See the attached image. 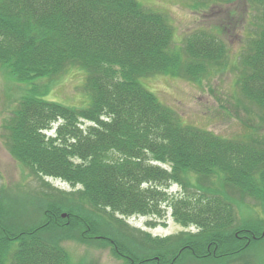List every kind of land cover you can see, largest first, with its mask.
I'll list each match as a JSON object with an SVG mask.
<instances>
[{"label":"trees","instance_id":"16d2710c","mask_svg":"<svg viewBox=\"0 0 264 264\" xmlns=\"http://www.w3.org/2000/svg\"><path fill=\"white\" fill-rule=\"evenodd\" d=\"M208 1L222 5L236 0ZM247 3L259 7L260 25L240 57L236 86L264 114V0ZM228 54L223 25L198 28L173 46L167 18L137 0H0V68L26 86L5 127L8 152L40 180L79 186L82 200L111 216L159 214L169 202L174 219L197 230L194 241L184 235L181 249L212 264H229L230 257L255 240L235 226L232 202L193 195L187 203L166 187L184 188L187 170L216 173L243 195L264 201V148L256 146L261 140L226 139L185 125L142 86L143 78L156 74L199 82ZM74 68L86 75L83 108L48 100V87L36 86ZM2 194L0 264H72L59 240L44 241L36 234L68 222L61 216L63 204H47L46 212L54 214L46 215L49 221L39 228L15 231L17 208ZM84 222L96 235V221L89 216ZM120 241L113 243L116 257L127 264L146 263L141 248L133 253ZM155 253L148 263L172 264L174 257L171 261L165 252Z\"/></svg>","mask_w":264,"mask_h":264},{"label":"rangeland","instance_id":"374dc122","mask_svg":"<svg viewBox=\"0 0 264 264\" xmlns=\"http://www.w3.org/2000/svg\"><path fill=\"white\" fill-rule=\"evenodd\" d=\"M137 1L145 9L162 13L167 18L173 27V46H180L184 36L198 28L223 25L226 47L229 50L226 60L214 68L211 75L199 82L156 74L143 78L142 86L154 93L163 106H167L185 125L210 131L226 139H260L256 146L264 148V114L245 99L236 86L240 73V57L259 30V7L251 3L249 8L247 0H236L222 5L208 0ZM85 77L84 72L74 68L52 81H38L36 86L48 87L45 95L48 100L83 108L87 99L84 91ZM25 88L26 86L10 80L7 73L0 68V193L17 208L14 210L17 211L18 218H12L17 226L15 231L21 228L25 232L42 226L49 221L47 216L53 217L54 214L50 210V214L46 212L45 209L49 208L46 205H56L58 202L64 208L61 210L62 219H67L68 222L60 224V228L48 226V229L36 234L44 241L59 240L58 243L69 254L72 264H127L113 253V243L117 240H121L125 246L126 242L130 248H122H128L133 253L141 248L139 254L145 257V264H152L147 259L157 256L155 252H165L163 256L169 260L174 257L172 264H212L211 259L208 262L205 257L194 258L188 253L190 251L184 252L185 249H181L184 235H192L186 241H194L198 235L197 230L193 225H180L174 219L169 202L162 206L159 214L150 210L145 216H111L108 210H94L82 200L77 192L79 186L73 188L66 182L52 178L40 180L18 164L8 152V132L5 127ZM56 127L54 125L50 132L53 133ZM50 132L47 133L48 136L51 135ZM184 174V188L179 184L169 185L166 187L168 194L187 203L194 200L191 199L193 195L232 202L235 221L237 219L235 226L245 235L248 234L245 237L255 239L247 250L230 257L227 262L264 264V201L253 195H243L230 187L224 182L222 175L199 174L188 170L185 176ZM54 194L60 197L59 201L53 197ZM44 195L49 196L48 202ZM85 215L96 221V235L84 222L87 219ZM144 234H149L152 239ZM254 234L258 238L251 237ZM105 237L112 240L106 242ZM155 237L171 240L160 243L161 241L153 239ZM155 244L163 247H155Z\"/></svg>","mask_w":264,"mask_h":264},{"label":"water","instance_id":"95a60500","mask_svg":"<svg viewBox=\"0 0 264 264\" xmlns=\"http://www.w3.org/2000/svg\"><path fill=\"white\" fill-rule=\"evenodd\" d=\"M263 235H264V233H263Z\"/></svg>","mask_w":264,"mask_h":264}]
</instances>
